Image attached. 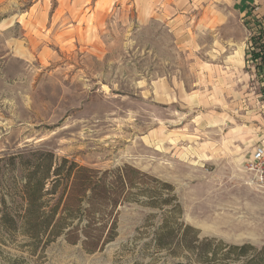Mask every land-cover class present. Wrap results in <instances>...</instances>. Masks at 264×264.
<instances>
[{
	"label": "rangeland",
	"instance_id": "rangeland-1",
	"mask_svg": "<svg viewBox=\"0 0 264 264\" xmlns=\"http://www.w3.org/2000/svg\"><path fill=\"white\" fill-rule=\"evenodd\" d=\"M260 33L264 0H0V264H243L230 246L260 251L264 191L244 167L264 139ZM44 153L73 172L39 209L71 213L70 236L22 228ZM187 226L212 251L181 245Z\"/></svg>",
	"mask_w": 264,
	"mask_h": 264
},
{
	"label": "trees",
	"instance_id": "trees-1",
	"mask_svg": "<svg viewBox=\"0 0 264 264\" xmlns=\"http://www.w3.org/2000/svg\"><path fill=\"white\" fill-rule=\"evenodd\" d=\"M261 33L258 36V40L263 43L264 38L261 37ZM258 44V43H256ZM262 49L256 50L257 48H254V50L258 52H254L252 54V58L258 59L259 57L262 58V66H264V43L261 46ZM264 68V67H263ZM262 68V69H263ZM43 155V153L39 154ZM46 157L49 158L45 159V163L40 162V165H33V171L29 172L28 179L24 186L23 191V198L25 202L28 204L26 213L24 216L21 217L22 220V228L24 230H30L33 232H46L50 231L52 235H54L55 238H58V236L62 234H66L67 236H70L73 229H70L73 225L72 223H68L70 217L73 215L71 213L66 215H61L58 217V213L56 210H52L50 212H41L40 208L42 206L41 202L44 201V198L48 195H54L56 194L58 187L62 185V182H66L65 188H67L71 177H72V169L63 172L60 167H56L54 171L53 169V154L51 153H44ZM24 160L22 157H18ZM26 160V159H25ZM55 177V179H53ZM121 181V180H120ZM125 181V178H124ZM48 183H50L51 187L47 188ZM92 187H87V191H90ZM92 190V189H91ZM105 228V226H104ZM103 228V230H104ZM69 229V230H67ZM67 230V231H66ZM78 230V229H77ZM112 231V228L109 229L108 233ZM185 234L182 236L180 244L184 247L189 248L190 250H197L198 253L207 255L210 251H212V242L208 239L200 240L198 238V231H195L190 226H187L185 228ZM193 231L192 237L190 236L189 232ZM38 232V233H39ZM82 234L85 236L84 243L90 242V234H88L85 230L82 229ZM38 233H35L37 235ZM110 234V233H109ZM108 234V235H109ZM107 235V237H108ZM113 235V233H112ZM110 236V238H113V236ZM103 233L99 237L98 240H101L103 238ZM157 244L162 248H167L172 245L173 243V231L169 229V226L166 224L165 227L162 228V230L157 235ZM229 250L236 255L234 256V260H243V264H263L264 262V247L260 249V251L251 246V245H245L244 246H230ZM253 251V252H250Z\"/></svg>",
	"mask_w": 264,
	"mask_h": 264
},
{
	"label": "built area",
	"instance_id": "built-area-1",
	"mask_svg": "<svg viewBox=\"0 0 264 264\" xmlns=\"http://www.w3.org/2000/svg\"><path fill=\"white\" fill-rule=\"evenodd\" d=\"M245 172L249 178L247 183L264 191V139L254 145L248 159L244 162Z\"/></svg>",
	"mask_w": 264,
	"mask_h": 264
},
{
	"label": "crops",
	"instance_id": "crops-1",
	"mask_svg": "<svg viewBox=\"0 0 264 264\" xmlns=\"http://www.w3.org/2000/svg\"><path fill=\"white\" fill-rule=\"evenodd\" d=\"M249 3L248 2H245L244 3V6H247ZM239 51L237 52V54L236 55H234V56H231V57H229V59H231L230 61H231V63H233V64H242V62H243V48L242 47H239V49H238ZM236 130V131H235ZM238 130L237 129H234V132H237Z\"/></svg>",
	"mask_w": 264,
	"mask_h": 264
}]
</instances>
